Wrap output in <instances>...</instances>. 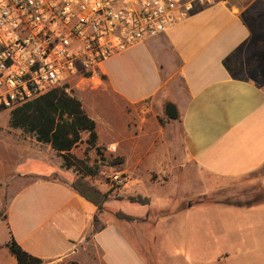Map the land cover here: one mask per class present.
Instances as JSON below:
<instances>
[{
	"label": "crops",
	"instance_id": "obj_1",
	"mask_svg": "<svg viewBox=\"0 0 264 264\" xmlns=\"http://www.w3.org/2000/svg\"><path fill=\"white\" fill-rule=\"evenodd\" d=\"M100 75L102 83L77 98L96 122L97 145L119 151L120 172L133 190L146 182L183 188L191 175L200 184L208 177L229 182L264 169V0L197 7L166 33L106 61ZM100 96L119 103V124H105L95 112ZM168 103L178 118L165 115ZM106 129L110 141L101 140ZM18 138L19 163L12 173L0 166V184L17 188L0 218V264H19L7 247L11 238L45 264H148L135 243L136 231L143 237L136 221L116 217L121 211L143 218L146 210L130 202L125 211L108 210V200L101 212L71 187L76 173L63 168L50 145Z\"/></svg>",
	"mask_w": 264,
	"mask_h": 264
},
{
	"label": "rangeland",
	"instance_id": "obj_2",
	"mask_svg": "<svg viewBox=\"0 0 264 264\" xmlns=\"http://www.w3.org/2000/svg\"><path fill=\"white\" fill-rule=\"evenodd\" d=\"M89 86L95 88L96 84L75 80L68 89L63 88L77 98L79 92L90 89ZM93 101L95 112L105 124L121 122L119 103L107 96ZM10 121L11 111L0 113V166L6 173H12L19 163L14 158V139L20 137L18 141L21 142L35 139L32 134L12 128ZM87 138L88 135L84 134L83 142L72 153L99 169L97 176L87 179L101 192H110V205L106 209L111 210L109 208L114 206L125 211L130 203L126 200L118 203L117 197L127 196L126 193L139 194L153 201L152 206L138 207L147 213L142 221L135 223L143 237L139 231L134 235L135 243L143 249L148 264H200L208 259L235 254L237 256L226 264H264V169L229 182L208 177L207 183L200 184L191 175L189 185L183 188L176 184L155 187L146 182L133 190L132 182L118 186L112 181V176L121 171L119 151L111 153L110 148H104L102 156L94 150L86 151ZM101 140H111L107 129L105 133L101 132ZM157 178L158 174H153V181ZM16 190L14 186L0 184V218ZM197 191L204 195L183 199L185 194H197ZM188 208L189 214H184Z\"/></svg>",
	"mask_w": 264,
	"mask_h": 264
},
{
	"label": "built area",
	"instance_id": "obj_3",
	"mask_svg": "<svg viewBox=\"0 0 264 264\" xmlns=\"http://www.w3.org/2000/svg\"><path fill=\"white\" fill-rule=\"evenodd\" d=\"M227 1L0 0V113L75 80L99 85L109 59ZM112 181L129 180L116 172Z\"/></svg>",
	"mask_w": 264,
	"mask_h": 264
},
{
	"label": "trees",
	"instance_id": "obj_4",
	"mask_svg": "<svg viewBox=\"0 0 264 264\" xmlns=\"http://www.w3.org/2000/svg\"><path fill=\"white\" fill-rule=\"evenodd\" d=\"M229 61L230 58H227L225 66L232 73ZM10 124L14 129L32 134L37 142L50 145L63 159V168L73 170L77 174L71 187L84 199L97 206L101 212L105 211V205L111 196L110 192H101L87 179L97 176L99 169L89 165L86 159H80L72 153L73 149L83 142L84 134L88 135L86 151L94 150L97 155L102 156L101 151L104 149L97 145L96 122L87 115L78 98L67 93L64 88L54 89L11 111ZM117 199L142 206L151 205V198L142 195L120 196ZM116 217L127 222L143 220L121 211L116 213ZM7 247L19 264H45L43 259L26 252L13 238L8 242Z\"/></svg>",
	"mask_w": 264,
	"mask_h": 264
},
{
	"label": "water",
	"instance_id": "obj_5",
	"mask_svg": "<svg viewBox=\"0 0 264 264\" xmlns=\"http://www.w3.org/2000/svg\"><path fill=\"white\" fill-rule=\"evenodd\" d=\"M165 115H166L168 118H171V119H176V118H178L179 113H178V110H177L176 105L173 104V103H168V104L166 105V108H165Z\"/></svg>",
	"mask_w": 264,
	"mask_h": 264
}]
</instances>
